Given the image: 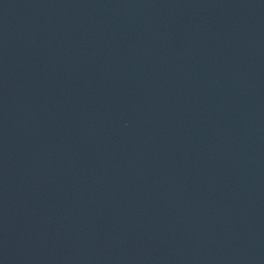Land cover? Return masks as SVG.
Wrapping results in <instances>:
<instances>
[{
  "label": "water",
  "instance_id": "1",
  "mask_svg": "<svg viewBox=\"0 0 264 264\" xmlns=\"http://www.w3.org/2000/svg\"><path fill=\"white\" fill-rule=\"evenodd\" d=\"M0 264H264V0H0Z\"/></svg>",
  "mask_w": 264,
  "mask_h": 264
}]
</instances>
